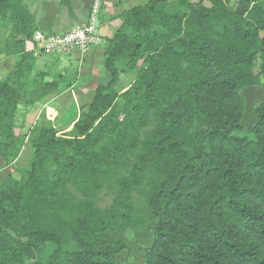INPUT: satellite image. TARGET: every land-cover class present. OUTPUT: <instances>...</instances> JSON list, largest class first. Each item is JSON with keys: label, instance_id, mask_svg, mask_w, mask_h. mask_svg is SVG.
I'll return each mask as SVG.
<instances>
[{"label": "trees", "instance_id": "trees-1", "mask_svg": "<svg viewBox=\"0 0 264 264\" xmlns=\"http://www.w3.org/2000/svg\"><path fill=\"white\" fill-rule=\"evenodd\" d=\"M196 1L120 15L109 80L62 130L72 132L31 130L30 167L0 185V264H117L126 234L153 223L145 264H264V102L243 125V92L264 78V0ZM71 2L61 5L72 13ZM0 22L16 59L0 79L9 166L24 146L19 108L73 84L35 72L38 29L22 0H0Z\"/></svg>", "mask_w": 264, "mask_h": 264}, {"label": "crops", "instance_id": "crops-1", "mask_svg": "<svg viewBox=\"0 0 264 264\" xmlns=\"http://www.w3.org/2000/svg\"><path fill=\"white\" fill-rule=\"evenodd\" d=\"M22 1L35 18L38 29L37 32L54 34L66 33L75 28L86 25L92 4V0H71V13L68 8L61 5L62 0ZM149 1L150 0H105L102 12V26L100 30L101 44L89 49L85 53L77 52L70 56H65L68 61L66 64L74 65L78 63L82 66L81 75L84 76L85 73H88L90 79L97 86L99 84H106L109 80V76L104 67V58L108 41L114 37L115 33L121 26L122 22L119 19V16L134 7L143 6ZM27 47L31 50L32 45L30 44ZM34 53L37 59L35 72L37 70H46V56L38 51H34ZM4 57L5 60L0 63V66L6 65V63L9 65V69H6L8 75L13 71L16 59L14 57ZM243 96L245 98V107L247 106L248 101L251 103L248 108L250 112L248 121H254L250 110L254 112L255 108L264 102V81H262L259 86L252 87L243 92ZM51 98L52 96L48 99ZM253 103L255 104L252 106ZM246 116L247 115L244 114L243 123L246 120ZM148 227L145 230H148ZM153 228L154 226L152 227V233ZM144 231L140 233L129 231L126 234V241L130 250H125L117 255V264H145V250L151 248V245L144 242L146 238Z\"/></svg>", "mask_w": 264, "mask_h": 264}, {"label": "rangeland", "instance_id": "rangeland-1", "mask_svg": "<svg viewBox=\"0 0 264 264\" xmlns=\"http://www.w3.org/2000/svg\"><path fill=\"white\" fill-rule=\"evenodd\" d=\"M196 2H199V0ZM203 3L209 6L207 0H204ZM231 7L235 9L236 3L232 2ZM7 35V28L2 26L0 22V63L5 60L3 49ZM43 55L46 56V70L48 69L53 73L65 75L69 81L72 82L73 88H63L64 90L62 92L52 95L51 99H46L41 104L33 107L21 106L19 108L16 116V133L22 138L25 137L24 146L19 158L12 165L7 166L4 161L0 164V185L8 177L21 179L30 167L34 152L30 141V132L33 128L48 126L60 131L59 135H69L72 132L70 129L67 131L62 130L68 125L69 121L78 117L81 111L87 108L95 95L97 85L93 83L88 73H85L84 76L81 75L82 66H80V64H66L68 61L65 56L56 57L46 53H43ZM260 65L261 62L259 61L256 68L257 74L261 72ZM8 66L7 63L6 65L0 66V79H3L7 75L6 69H9ZM261 80L264 81V78L262 77ZM131 83L132 77L122 78L121 90H127ZM254 104L255 103H253L252 106ZM249 105H251V103L248 101L244 110V114L247 115L243 123L245 127H251L256 122V116L252 110L250 111L254 121H248L250 114L248 110ZM237 135L242 136L243 133L238 132ZM153 226L150 225L148 230L144 231L146 235L144 242L151 246L153 244Z\"/></svg>", "mask_w": 264, "mask_h": 264}, {"label": "built area", "instance_id": "built-area-1", "mask_svg": "<svg viewBox=\"0 0 264 264\" xmlns=\"http://www.w3.org/2000/svg\"><path fill=\"white\" fill-rule=\"evenodd\" d=\"M105 0H92L89 19L83 27L62 34L37 32L34 35L36 49L56 57L85 53L101 44L102 12Z\"/></svg>", "mask_w": 264, "mask_h": 264}]
</instances>
